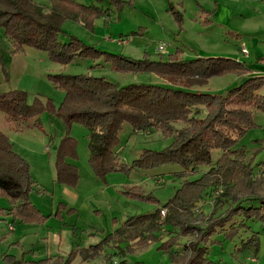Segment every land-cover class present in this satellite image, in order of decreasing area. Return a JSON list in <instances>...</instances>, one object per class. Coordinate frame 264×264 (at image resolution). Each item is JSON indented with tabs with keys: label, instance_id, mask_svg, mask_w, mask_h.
<instances>
[{
	"label": "trees",
	"instance_id": "trees-1",
	"mask_svg": "<svg viewBox=\"0 0 264 264\" xmlns=\"http://www.w3.org/2000/svg\"><path fill=\"white\" fill-rule=\"evenodd\" d=\"M47 1L43 4L37 0H0V26L16 50L27 46L44 50L51 60L64 65L78 59L103 61L120 73H155L167 84L120 85L104 76L56 73L50 74V78L64 91L60 105L40 97L29 102L25 91L14 90L0 93V111L8 121L15 123L17 131L23 130L30 121L41 127L40 117L44 111L62 117L69 126L75 122L84 124L89 135V162L95 174L103 179L131 168L149 170L165 164H179L182 170L176 174L184 179L182 186L166 203L158 201L159 207L154 212L128 217L121 227L109 233L106 241L119 252L107 258L125 257L129 252L158 242V249L168 253L175 264H216L209 257L208 242L211 240V245L222 242L212 239L220 229L224 239H234L245 226L243 222L236 225L234 217L264 224V185H261L264 177L255 172V166L264 165V161L257 163L255 156L246 161V150L239 146L247 132L258 126L255 110L264 114V75H251L252 69L244 61L230 56L182 59L176 52L166 60L135 59L105 51L74 35L63 41L66 20H78L91 28L97 17L110 16L111 7L86 5L77 0ZM108 2L120 9L124 1ZM227 73L245 78L225 94L194 89L212 77ZM127 123L132 127L131 134L156 130L173 140L162 150L146 148L129 165L121 160L116 150L121 142L120 132ZM177 124L184 127L178 128ZM215 150L222 151L217 159H214ZM69 156H77V140L67 134L57 152L56 180L76 184L79 171L76 164L68 161ZM202 167L209 170L198 178H189ZM231 180L239 183L232 195V207L225 215L212 217L214 219L206 226L196 224L195 220L200 218L192 212L193 207L211 190ZM35 185L28 161L15 151L9 136L0 129V197L9 202L7 207L0 206V214L11 216L13 223L44 221L46 215L30 198ZM126 193L157 202L139 186ZM162 211L166 212L165 217ZM165 228L171 236L163 240L161 234ZM182 237L188 241L182 243ZM248 243H256V250L260 247L257 238L256 242L248 240L238 250L247 248ZM100 245H89L82 261L91 263L101 255ZM4 259L9 264H50L12 254H5ZM121 261L127 263L125 258Z\"/></svg>",
	"mask_w": 264,
	"mask_h": 264
},
{
	"label": "rangeland",
	"instance_id": "rangeland-1",
	"mask_svg": "<svg viewBox=\"0 0 264 264\" xmlns=\"http://www.w3.org/2000/svg\"><path fill=\"white\" fill-rule=\"evenodd\" d=\"M37 1L48 3L47 0ZM77 1L111 7L110 16L97 17L91 28L78 20H66L61 36L63 41L74 35L105 51L135 59L166 60L176 52L182 59L230 56L244 61L252 69L251 75H264L254 73L264 68V0H123L120 9L115 5L112 7L108 0ZM161 45L165 46L162 53L158 51ZM56 73L104 76L120 85L167 84L155 73H120L103 61L78 59L64 65L51 60L44 50L31 46L16 50L0 26V93L25 91L29 102L40 97L42 100L52 99L58 106L64 98V91L50 78V74ZM243 78L237 73H227L212 77L194 89L225 94ZM254 117L258 126L247 132L239 146L246 150V161L255 156L256 162L260 163L264 161V114L255 110ZM40 119L41 127L30 121L23 130L17 131L15 123L8 121L0 111V129L9 136L15 151L28 161L35 179L30 198L46 215L44 221L30 223H13L10 216L0 220V264H9L4 259L5 254L50 264H113L115 259L123 258L129 264H175L168 253L158 249V242L110 260L107 256L119 251L106 238L128 217L154 212L159 207L158 201L163 204L171 199L183 184L184 179L176 174L182 167L170 163L149 170L131 168L111 173L103 179L95 174L89 162V135L84 124L75 122L69 126L62 117L49 111H44ZM176 126L184 127L183 124ZM131 132V125L125 124L116 148L121 160L129 165L146 148L162 150L173 140V137H165L156 130ZM67 134L77 140V156L68 157V161L78 167L76 184L56 180L57 152ZM221 152L215 150L214 159ZM208 170V167H202L189 178H198ZM255 172L264 177V165H256ZM238 185L236 180L220 184L205 199L198 201L192 211L200 218L195 223L206 226L214 219L212 217L225 215L232 207V195ZM134 186L141 187L157 202L127 194L126 191ZM262 193L264 196V188ZM8 204L5 197H0V206L7 207ZM233 221L236 225L243 222L245 226L234 239H224L222 229L213 235L212 239L222 242L215 245H211V240L208 242L210 259L216 264H264V224L241 216L234 217ZM170 236L165 228L162 239ZM257 238L260 239L258 250L256 243H248L247 248L238 250L248 240L256 242ZM187 241L186 237L181 238L182 243ZM99 243L102 254L91 263L83 262L85 249Z\"/></svg>",
	"mask_w": 264,
	"mask_h": 264
},
{
	"label": "built area",
	"instance_id": "built-area-1",
	"mask_svg": "<svg viewBox=\"0 0 264 264\" xmlns=\"http://www.w3.org/2000/svg\"><path fill=\"white\" fill-rule=\"evenodd\" d=\"M164 50H165V46H164V45H161V46L159 47V49H158V51H159L160 53H162ZM243 52H244V53H247V51H246L245 48H243ZM165 214H166V212H165V211H162V216H163V217H165ZM113 264H127V263H123L120 259H115V260L113 261Z\"/></svg>",
	"mask_w": 264,
	"mask_h": 264
},
{
	"label": "crops",
	"instance_id": "crops-1",
	"mask_svg": "<svg viewBox=\"0 0 264 264\" xmlns=\"http://www.w3.org/2000/svg\"><path fill=\"white\" fill-rule=\"evenodd\" d=\"M255 74H264V68H260L257 71H254ZM11 217V216H10ZM6 219V215L0 214V220H5ZM17 258H19L17 255H14Z\"/></svg>",
	"mask_w": 264,
	"mask_h": 264
}]
</instances>
